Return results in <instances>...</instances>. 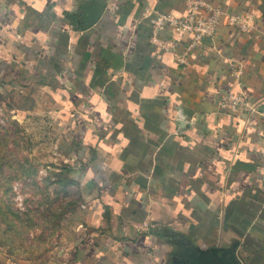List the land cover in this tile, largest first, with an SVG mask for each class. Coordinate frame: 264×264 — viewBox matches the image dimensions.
<instances>
[{"label": "crops", "instance_id": "crops-1", "mask_svg": "<svg viewBox=\"0 0 264 264\" xmlns=\"http://www.w3.org/2000/svg\"><path fill=\"white\" fill-rule=\"evenodd\" d=\"M208 1L220 23L188 52L151 25L187 0H0V91L65 140L79 190L46 264H169L174 238L264 264V0Z\"/></svg>", "mask_w": 264, "mask_h": 264}, {"label": "rangeland", "instance_id": "rangeland-1", "mask_svg": "<svg viewBox=\"0 0 264 264\" xmlns=\"http://www.w3.org/2000/svg\"><path fill=\"white\" fill-rule=\"evenodd\" d=\"M67 153L48 121L0 91V264H46L63 244L79 206Z\"/></svg>", "mask_w": 264, "mask_h": 264}, {"label": "built area", "instance_id": "built-area-1", "mask_svg": "<svg viewBox=\"0 0 264 264\" xmlns=\"http://www.w3.org/2000/svg\"><path fill=\"white\" fill-rule=\"evenodd\" d=\"M221 12L212 7L208 0H187V12L183 15H175L171 12L157 11L151 13V25L156 34L160 29L170 28L181 33L191 34V40L187 51L198 46L199 41L204 37L213 35L220 23ZM239 20V16H228V22L234 23ZM181 63H185V56L177 58ZM219 107L227 113H233L241 108L253 110V104L246 95L240 93H230L221 98ZM262 118L264 128V104L258 110Z\"/></svg>", "mask_w": 264, "mask_h": 264}, {"label": "water", "instance_id": "water-1", "mask_svg": "<svg viewBox=\"0 0 264 264\" xmlns=\"http://www.w3.org/2000/svg\"><path fill=\"white\" fill-rule=\"evenodd\" d=\"M99 11L90 13L88 22L93 23ZM236 245L228 247H210L208 249L196 248L192 244H186V258L179 252L177 264H242L237 256Z\"/></svg>", "mask_w": 264, "mask_h": 264}, {"label": "flooded vegetation", "instance_id": "flooded-vegetation-1", "mask_svg": "<svg viewBox=\"0 0 264 264\" xmlns=\"http://www.w3.org/2000/svg\"><path fill=\"white\" fill-rule=\"evenodd\" d=\"M172 247L174 251L170 254V260L169 264H177V258L179 255V252H182V255L184 258H186L189 254L186 252V244L185 242L179 240V239H173L171 240Z\"/></svg>", "mask_w": 264, "mask_h": 264}]
</instances>
